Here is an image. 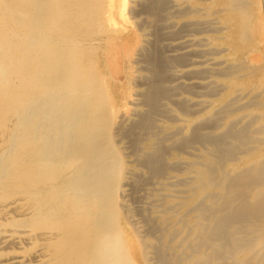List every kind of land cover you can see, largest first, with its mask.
Listing matches in <instances>:
<instances>
[{
    "label": "bare ground",
    "instance_id": "1",
    "mask_svg": "<svg viewBox=\"0 0 264 264\" xmlns=\"http://www.w3.org/2000/svg\"><path fill=\"white\" fill-rule=\"evenodd\" d=\"M0 264H264V0H0Z\"/></svg>",
    "mask_w": 264,
    "mask_h": 264
},
{
    "label": "rangeland",
    "instance_id": "2",
    "mask_svg": "<svg viewBox=\"0 0 264 264\" xmlns=\"http://www.w3.org/2000/svg\"><path fill=\"white\" fill-rule=\"evenodd\" d=\"M129 24H130V20L127 19L124 22V25H129ZM114 46L115 45H113V43H108L105 45L104 48L103 47L96 48L97 51L95 50L93 53L94 61H92V64H94V69L96 70L97 78H99V80L102 79L101 78L102 74L106 71L105 65L107 64L108 60H110L111 62L110 63L108 61L110 65L109 67H111L112 65L114 66L112 56L117 55L120 52V50H116ZM103 52L106 53L104 54ZM117 60H118V64H117L118 69H116V72L113 74L114 76L113 78H111V80H112V91L116 94V96H119L122 93L124 94L125 90L128 87L129 71L127 64H124L119 59ZM115 63H117V61Z\"/></svg>",
    "mask_w": 264,
    "mask_h": 264
}]
</instances>
